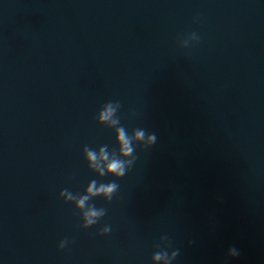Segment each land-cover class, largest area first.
Returning <instances> with one entry per match:
<instances>
[{
  "label": "water",
  "instance_id": "obj_1",
  "mask_svg": "<svg viewBox=\"0 0 264 264\" xmlns=\"http://www.w3.org/2000/svg\"><path fill=\"white\" fill-rule=\"evenodd\" d=\"M191 31L199 44L180 47ZM111 100L129 134L157 136L118 180L82 154L118 148L94 119ZM92 179L120 188L82 229L58 194ZM161 250L264 264V0H0V264H153Z\"/></svg>",
  "mask_w": 264,
  "mask_h": 264
},
{
  "label": "clouds",
  "instance_id": "obj_2",
  "mask_svg": "<svg viewBox=\"0 0 264 264\" xmlns=\"http://www.w3.org/2000/svg\"><path fill=\"white\" fill-rule=\"evenodd\" d=\"M194 22H199L200 17L193 18ZM201 37L195 31L185 33L178 40L180 47L194 48L199 44ZM121 103L118 100H111L103 103L95 114L94 119L97 123L113 128L115 131V143L118 148L110 151L109 148L101 146L99 148H90L85 145L82 148L83 159L87 162L88 169L96 175L103 177L110 175L118 180L126 175L133 168L137 161V145L144 148H151L157 142V136L154 132H148L144 128L137 127L129 134L128 130L121 124L119 115ZM115 180L107 183H98L97 180H90L83 192H72L65 188L60 190L59 197L65 203H70L78 211L82 229H88L96 226L103 217L107 209L103 206H97L94 201L100 198L105 204L113 200L114 195L118 192L120 185ZM112 231V226L104 223L96 232L97 236H106ZM71 241L63 238L58 241L57 249L63 250L68 247ZM179 252L172 251L171 255L166 250L156 251L152 255L153 264L162 261L163 264H172V261L178 256ZM229 254L237 257L240 252L236 248H230Z\"/></svg>",
  "mask_w": 264,
  "mask_h": 264
}]
</instances>
